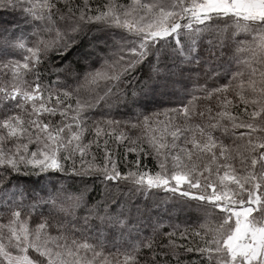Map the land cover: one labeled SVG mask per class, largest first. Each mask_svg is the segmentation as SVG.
<instances>
[{
  "label": "snow or ice",
  "instance_id": "1",
  "mask_svg": "<svg viewBox=\"0 0 264 264\" xmlns=\"http://www.w3.org/2000/svg\"><path fill=\"white\" fill-rule=\"evenodd\" d=\"M0 264H264V0H0Z\"/></svg>",
  "mask_w": 264,
  "mask_h": 264
},
{
  "label": "trees",
  "instance_id": "2",
  "mask_svg": "<svg viewBox=\"0 0 264 264\" xmlns=\"http://www.w3.org/2000/svg\"><path fill=\"white\" fill-rule=\"evenodd\" d=\"M124 2H127V0H124ZM121 167H123V164H121ZM97 188L99 189L100 186L97 185ZM91 195H92L93 197H96V196H97V192H92Z\"/></svg>",
  "mask_w": 264,
  "mask_h": 264
}]
</instances>
